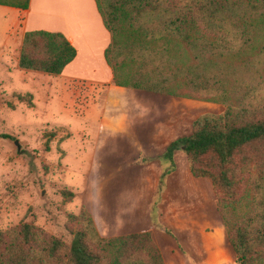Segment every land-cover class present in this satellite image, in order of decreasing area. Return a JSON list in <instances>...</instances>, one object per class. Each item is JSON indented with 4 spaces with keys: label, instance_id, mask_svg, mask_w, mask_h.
Wrapping results in <instances>:
<instances>
[{
    "label": "trees",
    "instance_id": "16d2710c",
    "mask_svg": "<svg viewBox=\"0 0 264 264\" xmlns=\"http://www.w3.org/2000/svg\"><path fill=\"white\" fill-rule=\"evenodd\" d=\"M95 1L112 34L105 58L114 85L225 106L195 119L192 134L160 157L152 221L159 225L162 190L183 147L192 173L212 180L236 262L264 264V0ZM0 5L28 9L30 0ZM76 56L64 33L32 30L19 65L61 75ZM69 221L70 245L28 223L0 231V264H166L149 231L102 237L86 207Z\"/></svg>",
    "mask_w": 264,
    "mask_h": 264
},
{
    "label": "rangeland",
    "instance_id": "374dc122",
    "mask_svg": "<svg viewBox=\"0 0 264 264\" xmlns=\"http://www.w3.org/2000/svg\"><path fill=\"white\" fill-rule=\"evenodd\" d=\"M92 2L94 9L87 0H33L29 13L0 5V231L28 223L70 245L69 215L86 207L96 220L106 201L113 204L104 185L113 170L98 165L103 148L112 145V127L125 106L110 98L112 69L104 47L111 33ZM64 27L86 31L79 57L65 73L20 67L27 31L60 32ZM204 111L220 114L225 106ZM64 191L74 197L65 198ZM133 191L128 188L127 196ZM108 219L104 223L113 235L117 231ZM132 231L136 229L123 230ZM112 237L118 236L105 238Z\"/></svg>",
    "mask_w": 264,
    "mask_h": 264
},
{
    "label": "crops",
    "instance_id": "0c3cea01",
    "mask_svg": "<svg viewBox=\"0 0 264 264\" xmlns=\"http://www.w3.org/2000/svg\"><path fill=\"white\" fill-rule=\"evenodd\" d=\"M87 2L94 9L92 0ZM32 3L30 0L28 9L19 10L29 13ZM60 32L77 49V56L65 68V73L79 57L83 47L82 35L86 31L81 33L71 27ZM109 45L104 47L105 51ZM109 84V92L113 93L110 98H115L113 102L119 107L124 105L125 110L112 127V145L103 148L100 155L102 161L98 169L107 167L108 171L113 170L111 177L104 180L113 204L110 206L109 200L106 201L100 208L103 216L98 214L95 220L100 235L111 237L149 231L166 264L234 263L236 253L217 209L212 180L192 173L182 148L174 153L176 168L167 176L160 200L158 222L161 227H156L151 219L152 202L164 170L160 157L170 143L192 134L193 121L205 113L204 110L224 106L116 86L113 84V70ZM128 188L135 190L133 196H127ZM105 217L113 222L115 234L112 235V229L105 225ZM126 229L136 231L123 232Z\"/></svg>",
    "mask_w": 264,
    "mask_h": 264
},
{
    "label": "water",
    "instance_id": "95a60500",
    "mask_svg": "<svg viewBox=\"0 0 264 264\" xmlns=\"http://www.w3.org/2000/svg\"><path fill=\"white\" fill-rule=\"evenodd\" d=\"M17 145H18V147L20 148V144H19V142L17 141V143H16ZM183 148V147H182Z\"/></svg>",
    "mask_w": 264,
    "mask_h": 264
}]
</instances>
